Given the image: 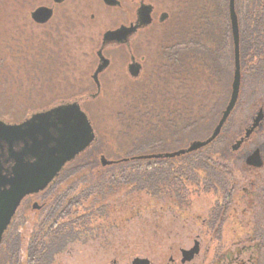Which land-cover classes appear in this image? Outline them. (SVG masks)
<instances>
[{
	"label": "rangeland",
	"instance_id": "rangeland-1",
	"mask_svg": "<svg viewBox=\"0 0 264 264\" xmlns=\"http://www.w3.org/2000/svg\"><path fill=\"white\" fill-rule=\"evenodd\" d=\"M102 1L68 0L62 6H55L53 0H0V119L8 117L12 120L8 122L21 123L35 112L77 103L96 133V142L88 154L97 164L83 168L68 179L62 174L46 192L44 202L58 212L71 203L74 194L84 195V189L93 191L101 183L110 182L108 176L118 167H103L102 156L109 161L133 158L144 146L140 141L145 138L152 141L159 132L165 134V147L160 153L188 147L192 141L181 138L174 142L168 138L167 128L173 121L181 122L180 116L192 110L185 112L187 103H193L197 112L200 87H205L195 72L181 75L162 58V42L185 27L182 12L186 0H117L120 7L114 8ZM141 5L152 8L151 24L137 33L129 48L102 53L111 64L98 76V88L92 76L98 67L97 52L104 34L121 26H131ZM41 7L56 11L54 19L45 26L38 25L31 17ZM131 58L140 66L136 70L137 78L129 73ZM245 110L246 104L240 100L220 139L230 144L243 129L247 120ZM83 125V122H69L64 133L69 135L74 127ZM256 140L264 143V132ZM141 153L146 155V151ZM191 158L177 161L187 162ZM244 170L236 174L232 187L228 179L222 180L226 192L233 190L234 204L227 216L207 218L221 211L215 207L213 195L202 194L200 199L192 198V218L187 220H180L168 211L162 215L153 211L140 218L138 212L129 215L138 194L129 196L124 205L121 202V209H115L119 205L115 200L119 197L114 193L104 200L109 218L105 210L74 206L64 219L68 227L74 228L72 232L69 229L70 242L65 250L58 245L62 239L48 232L44 235L46 250L40 259L44 264H110L114 260L118 264H133L136 259L145 258L151 264H169L170 260L182 264V250L190 252L196 244L194 239L201 238L200 264H211L214 259L221 264L226 254L250 246L259 250L256 264H264V169L260 176ZM212 175L208 178L217 182L221 178L219 174ZM252 182L258 185L256 197L244 193V188L252 190ZM81 184L86 188L78 189ZM43 213L31 206L24 215L18 240L24 250L21 264H28V244H37L34 237L42 228ZM116 216L131 220L116 226ZM11 236L17 238L15 233ZM3 248L0 264L13 257Z\"/></svg>",
	"mask_w": 264,
	"mask_h": 264
},
{
	"label": "trees",
	"instance_id": "trees-1",
	"mask_svg": "<svg viewBox=\"0 0 264 264\" xmlns=\"http://www.w3.org/2000/svg\"><path fill=\"white\" fill-rule=\"evenodd\" d=\"M235 6L239 23H241L240 57L243 86L240 100H249L245 111V117L249 119L253 108L264 104V0H235ZM182 13L186 20L185 27L174 37L162 42V58L166 59L181 75H190L191 72H195L205 87H200L198 98L201 100L197 112L193 109L196 107L193 103H187L185 112H188L189 108L192 110L185 116H180L181 122H171L167 130L168 138L174 142L181 138L193 142L207 139L213 134L227 107L234 75V47L229 0H186ZM3 120L12 121L8 117ZM152 138V141H149V138L140 141V144L144 146L137 151L135 157L145 156L141 153L142 150L146 151V155L159 154L164 150L165 134L159 132ZM219 140L216 147H213L217 143L214 142L200 152L187 155L192 156L187 162L179 163L177 161L179 158L133 160L135 158L133 157L129 158L128 162L122 161L118 168L114 169L108 176L110 180L108 184L101 183L93 191L85 190V186L79 185L78 189H84V195L74 194L70 205L61 207L63 213L57 219L60 223L52 225L55 219L49 218L43 222L42 228L36 231L38 233L35 232L37 244H28V264H44L40 257L46 250L44 243L47 238H44L46 237L44 235L48 232L49 234L53 232V236L62 239L58 245L65 250V245L70 242L68 234L74 228L68 227L64 219L78 204L85 210L93 208L99 211L105 210L104 213L109 218L110 214H107L104 200L110 195L115 193L114 195L119 197L115 200L119 204L115 209H118L121 202L124 205L129 196L138 194L139 197L136 204L130 208L129 215L131 212H138L140 218H143L147 213L153 214V211L161 212V215L162 212L168 211L180 220H187L193 212V197L200 199L202 194H210L213 195L214 203L224 202L222 199L229 191L226 192L227 187L222 185V180L228 179L232 187V184L235 185L236 182V174L245 171V168L235 158H224L231 154L230 145L226 139ZM96 164L97 160L95 158L93 160L87 152L69 164L63 175L68 179L78 174L83 168ZM212 174L221 176L218 182L217 179L213 181L208 178ZM219 210L225 211V209ZM212 214L207 218H211ZM116 217H118L114 224L116 226L121 222L127 224L131 220L130 217ZM21 226L22 223L18 228L17 238L21 236ZM67 236L69 238H66ZM32 242L34 243V239ZM23 251L19 252L20 262L23 260Z\"/></svg>",
	"mask_w": 264,
	"mask_h": 264
},
{
	"label": "flooded vegetation",
	"instance_id": "flooded-vegetation-1",
	"mask_svg": "<svg viewBox=\"0 0 264 264\" xmlns=\"http://www.w3.org/2000/svg\"><path fill=\"white\" fill-rule=\"evenodd\" d=\"M67 1L68 0H63V1L53 0V2L55 3V6H62ZM104 5L107 6L105 3H104ZM107 7H109V8L120 7V3L118 6H112V7L107 6ZM142 7H143V5H141V7L137 10L136 22H134L131 26H121L118 29L106 32L105 34H107L109 32H117V31L119 32L118 35L111 36L109 38H106L105 34H104V36L102 38V46L99 49V51L97 52L98 67H97L96 71L94 72V75L92 76V80L97 85V87L99 86L98 85L99 84V82H98L99 77L98 76L100 74H102L111 64V61L106 59L102 55V53L106 50H109V49H115V48H120V47L129 48V46L132 43V40L137 35V33L148 27V26L144 27L141 24V22L139 21L140 19L138 17V12ZM41 8H43V7H41ZM45 8H49V7H45ZM50 9L52 10V14H51L49 21L45 24H38L36 22L38 25H41V26L48 25L54 19L53 17L55 16L56 11H55V9L53 10V8H50ZM32 15L33 14H31V17H32ZM32 20L35 21L33 19V17H32ZM161 21H163V18H161ZM128 36H129V41H127ZM106 40H108V41H106ZM131 59H132L131 64L128 66L130 69L129 73L131 74V76L133 78H137L138 76L136 74L137 73L136 70H138L140 68V66L138 64L136 65L133 58H131ZM134 68H135V71H134ZM98 71H99V73H98ZM241 73H242V66H241ZM242 79H243V74H242ZM242 86H243V82L241 83L240 96H239L237 105H236L233 113L235 112V110L238 108V106L240 104ZM248 101L249 100H244L245 104L248 103ZM67 105H71V104L65 103V104H61V105L52 107L48 110H44L41 112H35L32 115L28 116L21 123L7 122L5 120L0 119V121L3 122L7 127H16V128H19L20 131L25 132L26 131V125L25 124H27V123L32 124L33 120L36 118L37 115L51 113L52 114L51 123L55 124V128L53 127L50 129V133L52 135L51 139H53L50 146H52V147L56 146V148L59 151L56 154V159H59V160L62 159L63 156L65 155V153H70L71 156L72 155L74 156V159L70 160L69 162H67L64 165V167L60 170V172L58 173L57 177L54 179L52 184L45 191H42V192L34 194V195H30L27 198H25L24 201L22 202V204L19 207L15 217L13 218L11 226L9 227L8 231L5 233L2 244L0 246V249H2L4 247L3 250L6 253L11 252V255L13 256V257L9 258V260H7L5 264H21L20 260H19V252L22 250L21 241L20 242L18 241L19 238H12L11 234L15 233L16 237H18L17 236V232H19L18 228L20 227L21 223L23 224L24 215H25L26 211L31 206H32L33 210L40 211V213H42L44 211V213L42 215L44 222H46L47 220H49V218H51V220L55 219V221L52 225H54V224L56 225L57 223H60V221L57 219L59 216H61V214L63 213V210L58 212L55 210V208H53V206L51 204L49 205V204H46L44 202L45 196L47 194L46 192L62 176V174H64L66 167L69 164H71L72 162L76 161L83 154L87 153L96 142V133H95V130H94L90 120H88V123L90 125V128L92 129V134L90 132V129L86 130V131H88L87 135H86L85 130H81L82 131L81 134H76L79 131V130H76L77 132L76 131H75L76 133L72 132V134L70 136H65L64 133L61 132L62 131V123L60 122V120L58 118V112H60L59 109H61L62 107L64 108ZM80 109H81V107H80ZM245 111H244V113H245ZM233 113L231 114V116L233 115ZM260 113H262V115H263L262 120H261L260 124L256 128H254L255 121L258 119ZM231 116L229 117L224 128L222 129L220 137L222 136L223 131L226 128V125H228ZM263 132H264V106H263V104H260V105H257L255 108H253L251 116L249 117V119H247L244 122L243 129L237 133V135L234 137V139L231 140V142L229 144L231 147L230 148L231 154L229 156H224V158H230V159L235 158L237 161L242 163V165L245 169L249 170L250 174H253L255 176H260V174L262 173L261 171L264 169V143L263 142L261 143L260 140H256V137H258ZM15 136H16V134H15ZM220 137L215 141V143L220 139ZM38 138L42 139V137H40V136ZM87 140H88V142L85 145V146H87L86 149L84 151H82L81 153L77 154V152L82 149V146H84L81 143L83 141H87ZM27 142H28V145H26L22 141H14L12 144H9L7 141L0 139V176L1 177L11 179V178H13L14 173H15L14 168L17 166L18 163H33L36 161V159L33 158L31 156V154L27 155V153H26V148L27 147L30 148L31 146H33L32 141L28 140ZM237 145H238V147H237ZM64 147L67 149L66 152L63 149ZM235 147L237 148L236 151H234ZM100 161H101V159H100ZM112 162H119L118 164L110 166V167H114V166L117 167L118 165H120V163L122 161H112ZM257 186L258 185L255 182H252V184H251L252 190L249 191V190H247V188H244V193L256 197V189H258ZM232 195H233V190L227 194L226 198L225 197L224 198L222 197L223 199L221 198L222 200H224V202L216 204V206H215L217 209H221V210L225 209V212H224V210L221 212H214L212 214V216H216V215L227 216V213H228L227 211L231 210L230 207H232L234 204L231 201ZM242 198H246V197L243 196ZM247 201L249 202L250 199H247ZM68 205H70V204H68ZM237 205H239V204H237ZM42 224L43 223H41V225ZM34 238H37V237L35 236ZM55 238H58V237H55ZM66 238H69V237H66ZM80 239L81 238H76V240H80ZM194 242L196 244L199 243L198 248H197V250H198L197 255H196L195 260H194V264H200L202 261L200 254H201V248L203 247V240L201 238H195ZM196 244L194 246L195 249H196ZM258 251L259 250L257 249V247L250 246L248 249L245 248L244 250H237L233 254L228 253L225 256H223V260L221 261V264H246V263L256 264V257L258 256ZM195 253H196V251H195ZM181 254H182V252H181ZM15 258H17V259L15 260ZM146 260H148L151 263V261L149 259H146ZM245 260H247L248 262H246ZM118 263H119L118 261L114 260L110 264H118ZM169 264H179V263L175 262V261L171 262V260H170ZM211 264H217L216 260L214 259Z\"/></svg>",
	"mask_w": 264,
	"mask_h": 264
},
{
	"label": "water",
	"instance_id": "water-1",
	"mask_svg": "<svg viewBox=\"0 0 264 264\" xmlns=\"http://www.w3.org/2000/svg\"><path fill=\"white\" fill-rule=\"evenodd\" d=\"M103 1L107 6L110 7L119 5V2L117 0ZM151 11V7L144 6L138 12V17L140 19L139 21L144 27H147L151 24ZM229 13L234 47V75L230 100L215 131L207 139L191 142L185 149H180L172 153H159L135 157L133 158V160H174L180 157L191 155L196 152H200L208 148L220 137L222 129L224 128L225 124L227 123L229 117L231 116L237 105L242 83L240 57V23L236 12L235 0H229ZM51 14L52 10L50 8L43 7L33 13L32 17L38 24H45L49 21ZM118 34V31L110 32L105 34V37L109 38ZM127 41H129V36L127 37ZM59 111L60 112H58V118L62 123L61 132L64 133V129L69 122H83V126L74 127L72 129V132L76 133V130H79L76 134H81V130H85L87 135L88 131L86 130L90 129V132L92 134V129L90 128L86 116L83 112H81L79 104L73 103L71 105H67L64 108L62 107L61 109H59ZM262 116V113H260L258 119L255 121L254 128H256L260 124ZM51 117V113L37 115L32 124H25V132L20 131L19 128L16 127H7L3 122L0 121V139L7 141L9 144H12L14 141H22L26 145H28L27 141H32L33 146H31L30 148L27 147L26 153L27 155L31 154V156L36 159V161L33 163H18L14 168L15 173L13 178L11 179L0 176V246L2 244L5 233L11 226L13 218L15 217L24 199L30 195L45 191L52 184L64 165L70 160L74 159V156H71L70 153H65L63 158L60 160L56 159V154L59 151L56 146H50L51 142L53 141V139H51L52 135L50 133V129L53 127L55 128V124L51 123ZM72 132L69 135H65L64 133V135L70 136ZM39 136L42 137V139H39ZM87 142L88 140L81 143L84 146H82V149L79 150L77 154L86 149L87 146L85 145ZM63 149L66 152L67 149L65 147ZM236 149L237 148L235 147L234 151H236ZM122 161L128 162L130 160L125 159ZM118 163L119 162L109 161L104 156L101 157V164L103 167L113 166ZM198 245L199 243L196 244V249L193 248L190 252L182 251V264H194V260L198 251ZM133 264L151 263L146 259H136Z\"/></svg>",
	"mask_w": 264,
	"mask_h": 264
}]
</instances>
